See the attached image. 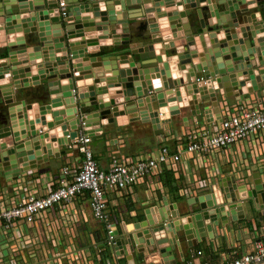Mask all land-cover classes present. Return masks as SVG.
<instances>
[{
  "label": "water",
  "instance_id": "1",
  "mask_svg": "<svg viewBox=\"0 0 264 264\" xmlns=\"http://www.w3.org/2000/svg\"><path fill=\"white\" fill-rule=\"evenodd\" d=\"M65 2L64 16L58 0H0V36L8 35L7 42L0 43V52L4 51L0 56H6L0 63V77L12 80L10 85L0 84V102L7 108V113L0 115V182H10L47 165L51 156L60 158L64 152L58 148L76 140L83 120L93 127L88 132L94 141L108 125L122 127L139 121L151 122L160 136L163 125L188 113L187 109L192 117H199L204 101L211 100L213 106L205 112L208 117L209 110L220 112L222 95L243 99L264 85V0ZM149 3L153 6L143 8ZM181 5L185 11L176 12ZM255 7L260 11L251 13ZM149 13H158L157 20L148 22ZM26 24L25 37L17 43L16 35ZM221 31L225 36L218 39ZM206 34L212 44L219 45L218 50L212 45L204 50ZM135 39L141 44L140 50L147 48L145 52L136 47ZM109 45L114 47L104 53L102 48ZM180 46L184 47L182 53ZM29 47L36 53L29 54V61L36 63L20 68L23 63L17 57L29 53ZM157 50L163 58L157 57ZM172 57H177L178 68L186 71V78L170 83L166 67L173 62ZM85 63L89 64L83 66ZM21 79L23 82H16ZM65 79L69 84L63 86ZM147 80L153 81L152 89L147 87ZM83 87L87 90L79 91ZM110 88L121 90L106 102L99 96ZM137 111L138 115L132 116ZM47 115L52 118L49 122ZM189 119L183 117L187 125ZM55 128H60L63 137L52 136L46 143L49 131ZM111 135L117 138L116 132ZM254 179L256 186L247 207L263 216L264 185L258 174ZM196 204L199 206L194 207ZM165 206L169 207L159 218L152 217L154 210H147L145 221L130 226L133 230L120 236L116 252L127 264H141L139 255L152 250L150 254L159 253L168 259L167 264H176L173 252L176 248L182 251L180 232L188 245H196L206 238L215 240L218 231L229 225L230 217L234 222L246 218L243 209L238 214L226 211L210 195L189 200L185 214L166 198ZM200 217L209 232H200L204 226L198 224ZM185 219L191 221L189 226ZM143 262L147 263V258Z\"/></svg>",
  "mask_w": 264,
  "mask_h": 264
},
{
  "label": "built area",
  "instance_id": "2",
  "mask_svg": "<svg viewBox=\"0 0 264 264\" xmlns=\"http://www.w3.org/2000/svg\"><path fill=\"white\" fill-rule=\"evenodd\" d=\"M58 4L65 16V0H58ZM238 96L235 102L221 96L220 120L207 122L211 128L198 125L183 134L184 138L177 140L179 143L173 149L162 145L141 156L112 158L107 169L97 163L93 137L84 130L83 120L74 145H68L82 156L78 167L62 166L58 178L49 173L51 169L38 168L0 184V264H101L109 260V251L121 257L116 252L117 241L127 230L121 233L114 223L108 210V192L129 190L166 171L184 176L179 189L187 203L210 195L226 211L238 214L243 209V220H250L254 209L247 206L256 186L255 174L264 185V85L243 99ZM219 154L224 164H229L227 172L210 167L206 178L196 173L189 175L185 155L205 158L202 166L209 167L210 160ZM85 195L89 196L92 217L102 229L100 238L94 233L83 238L81 233L88 222L79 205ZM229 220V225L218 231L214 242L217 249L222 244L219 240L234 222L231 217ZM254 230L259 235L248 251L219 264L264 263V224ZM197 254L200 256L201 252ZM197 259L192 258L189 264Z\"/></svg>",
  "mask_w": 264,
  "mask_h": 264
},
{
  "label": "crops",
  "instance_id": "3",
  "mask_svg": "<svg viewBox=\"0 0 264 264\" xmlns=\"http://www.w3.org/2000/svg\"><path fill=\"white\" fill-rule=\"evenodd\" d=\"M256 1V0H255ZM159 4V3H157ZM163 5V4H162ZM161 5V6H162ZM153 6L152 4H146L143 6V8H150ZM166 6V5H165ZM252 6H256V3ZM185 11L184 6H178V10L176 12ZM260 11L257 7L250 9L251 13ZM140 12V10L138 11ZM147 21L150 22L153 19L157 20V16H159L158 13H149L146 15ZM168 19V17H165ZM140 20H144V18H141ZM184 22L187 19H183ZM27 24L24 25L22 31L18 34L16 37L17 42L21 38L25 37V34L23 30H25ZM166 28V24H164ZM3 24L0 23V30H3ZM161 29V28H160ZM97 33L86 35V38L96 35ZM20 36V38H19ZM225 36V33L221 31L218 34V39ZM19 38V39H18ZM8 35H1L0 36V43L7 42ZM198 41V44L201 43V39L199 37L196 38ZM206 46L204 50H207L211 47L213 50H218L219 45L212 44L210 35L206 34L204 35V39ZM138 39L134 40V43H136V47L140 50L141 44L138 43ZM112 42V40H110ZM114 46H106L102 49H104V53H106L108 50H110ZM2 50V49H1ZM29 53H25L23 55H18V59L23 63V65L20 68H28L31 64H35V62L29 61V54L30 51L33 50V47L28 48ZM147 48H141L140 51H146ZM179 53H182L184 51V47L180 46L178 48ZM158 51H156L157 57H161V54H158ZM4 51L2 50L1 53ZM39 55V54H38ZM6 58V56H3V58L0 56V63H3ZM131 63L134 62V60L131 59V56L129 55ZM163 58V56H162ZM171 59H174L175 63H177L178 66V59L177 57H172ZM89 63H85L86 66ZM206 64V63H205ZM131 65V64H130ZM189 67V66H188ZM176 69H178L176 67ZM178 71H180L178 69ZM37 71L33 72L34 74ZM112 73H109V76H111ZM179 76H183V78H186V71L180 72ZM24 79H21L16 82H23ZM4 84H11L12 80L5 78ZM1 84V83H0ZM68 79H65L62 81V85H68ZM263 85H260L261 88ZM147 87L149 89H152L153 87V81L147 80ZM87 90V87L80 88L79 91L85 92ZM118 90H121L120 88H110L108 92H106L104 95H100L99 97L104 99V101L107 102L109 99V96L117 92ZM58 95V94H57ZM231 102H235L236 98L232 97L229 99ZM33 103L34 101H30ZM213 102L211 100L204 101L205 107H203V110H201V113L199 117H192L189 109H187L186 114H182L179 116H175L172 118V122L169 124L163 125V131L164 134L157 136L155 133V130L152 127L151 122H130L128 125L122 126V127H116L115 125H108L104 127V134L97 135L96 140L92 142L95 152V157L97 160V163L102 169H107L112 161V158H127V157H137L144 154H147L155 149H158L162 145H167L171 149H173L177 143H179L177 140L184 138V135L190 132L192 129L197 127L198 125H206L209 128H211L210 124L207 122H214L213 120H219L220 118V112L215 113L214 110L208 111V117L205 115L206 110H208V106L211 105ZM61 107L54 108V110H59ZM202 108V107H201ZM119 109H123V106H120ZM139 111L136 112V114L132 116H137ZM188 116L189 124L187 125L183 121V117ZM161 117H164V115H161ZM218 117V118H217ZM32 120V116L30 117ZM52 120L51 116L49 118H46V122H49ZM206 123V124H205ZM209 124V125H208ZM36 129V124L33 125ZM85 131L92 130V126L85 125ZM213 126V124H212ZM95 129H98L95 128ZM37 130V129H36ZM117 133V138L112 137V133ZM184 134V135H183ZM48 138L46 139V143L50 142V139L52 136H56L58 139H60L62 136V131L60 128H55L52 131H49ZM74 145L73 142L69 143V146ZM53 148L55 149L57 147V143L53 144ZM69 146L66 147H60L58 148V151H63L64 153L60 156V158L51 156L50 160L47 165L39 166V168H48L51 169L49 173L55 177H59V172L61 170V167L64 165H72L73 167H78L81 164L82 156L77 151V149L74 148V150H70ZM56 150V149H55ZM183 160L188 163V168L191 172L189 174L192 176L193 173H196L198 177L206 178L209 168L212 167L213 169H217V171L227 172L229 168V164L227 166L223 162L222 156L219 154L217 158H213L210 160V166L209 167H203L202 161H205V158H199L192 155H185L183 157ZM47 166V167H46ZM165 172L163 174H159L157 176H153L149 179H147L144 183L138 184L133 186L131 189L126 191H113L108 192L107 199H108V210L112 216V219L114 223L117 225L118 229L121 233H125V229L128 231L133 230V228L130 229V226L135 225L136 223H142L146 219V211L147 210H154V213L152 214V217L159 218L161 213H166V207L165 206V198L168 200L172 206L174 204L177 205V208L179 209V212L181 214H185L188 210V203L187 200L184 199L180 194V189L178 191V196L180 199L175 198L174 194L170 193V188L165 184ZM171 177H173V180L177 182L178 187H182V184H184V176L180 174H176L174 172H171ZM6 182L2 180L0 182L1 185H4ZM177 196V197H178ZM179 204H184V210L181 209ZM80 207L85 211L86 216L88 217V222L84 226L85 229L81 231L83 238H87L88 234L94 233L97 238H100L101 235V227L97 221H95L91 214L90 209V201L89 196L85 195V197H81L79 200ZM172 211V210H171ZM263 212V211H262ZM254 216L250 220H241L238 222H232L230 225V228L227 230V234L225 237L222 238V240H219L222 242L221 246L217 249L214 246V241L210 240L209 238H206L202 240L201 242L195 243L193 241L192 243H195L196 245H188L184 244V246L181 245L182 251L174 250L173 257L176 261V264H189L190 260L192 258H198L197 261L193 264H204L205 262L210 263H223L227 261H231L234 258L239 257L241 254L245 253L250 249V243L257 238L259 235L256 230H254V227H260L264 224V215H260L258 212H253ZM204 231L203 233H207L205 225L202 228ZM209 232V230H208ZM162 237L164 236L163 232L161 233ZM197 242V241H196ZM168 244V243H167ZM163 245L160 247L167 246ZM159 247V246H158ZM154 252V250L150 251ZM198 252H201V255L198 256ZM146 253L147 255H139L141 264L143 263L144 257L147 258V263L145 264H167L168 259H164L161 257L159 253ZM108 255V253H107ZM106 255L104 254V258ZM101 264H127L126 259L124 256L116 257L115 255L111 254V251H109V260L101 262Z\"/></svg>",
  "mask_w": 264,
  "mask_h": 264
},
{
  "label": "bare ground",
  "instance_id": "4",
  "mask_svg": "<svg viewBox=\"0 0 264 264\" xmlns=\"http://www.w3.org/2000/svg\"><path fill=\"white\" fill-rule=\"evenodd\" d=\"M20 32H18L17 33V36H18V34H19ZM20 35V34H19ZM16 36V37H17ZM19 38H20V36H19ZM18 38V39H19ZM19 42H21L22 41V38L21 39H19L18 40ZM19 42H17V43H19ZM198 46H200V45H198ZM30 54H34V55H36V53L35 52H33V50H31L30 51ZM38 55V54H37ZM176 67L178 68V66H177V63H175V61H174V59H173V62L171 63V65L170 66H167L166 67V73H167V78H168V80H169V82L171 83V82H173V80L175 79V80H177V79H179V78H183V76H179L180 75V72H182L179 68V70L180 71H178V69H176ZM183 95L185 96V93H183ZM170 97H172V95H169ZM46 118H49V115H47V117ZM218 118V117H217ZM36 130V129H35ZM174 213H176V212H174ZM204 221L203 220H201V217L198 219V224L200 225V226H203L204 225ZM184 224L186 225V226H189V224H191V221L189 220V219H185L184 220ZM205 227H206V230H207V232H208V230H209V228L205 225ZM204 230L201 228L200 229V232L202 233ZM210 231V230H209ZM262 264H264V263H262Z\"/></svg>",
  "mask_w": 264,
  "mask_h": 264
},
{
  "label": "trees",
  "instance_id": "5",
  "mask_svg": "<svg viewBox=\"0 0 264 264\" xmlns=\"http://www.w3.org/2000/svg\"><path fill=\"white\" fill-rule=\"evenodd\" d=\"M165 174V184L170 188V193L175 195L176 200L180 199V197L178 196L179 187L177 185V182H175L173 180V177H171V172L166 171Z\"/></svg>",
  "mask_w": 264,
  "mask_h": 264
},
{
  "label": "rangeland",
  "instance_id": "6",
  "mask_svg": "<svg viewBox=\"0 0 264 264\" xmlns=\"http://www.w3.org/2000/svg\"><path fill=\"white\" fill-rule=\"evenodd\" d=\"M0 54H1V52H0ZM4 80H5V77H0V83H1V85L4 84V83H6V82H4ZM7 85H10V83L9 84H5V85H2V86H7ZM6 113H7V108H5V105L0 102V115L1 114L5 115ZM179 205H180V207H181L182 210L185 209L184 208V204H179ZM179 234L181 236V245L184 246V244H186V240L184 239V233L183 232H180Z\"/></svg>",
  "mask_w": 264,
  "mask_h": 264
}]
</instances>
